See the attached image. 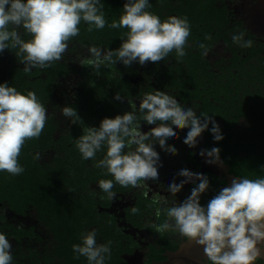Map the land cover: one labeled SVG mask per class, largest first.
<instances>
[{
  "label": "clouds",
  "instance_id": "1",
  "mask_svg": "<svg viewBox=\"0 0 264 264\" xmlns=\"http://www.w3.org/2000/svg\"><path fill=\"white\" fill-rule=\"evenodd\" d=\"M151 7L150 0H126L119 20L109 23L102 0H0V53L18 49L16 55L23 56L20 63L24 64L26 74L34 68H50L63 58L69 43L80 35L83 22L88 25V32L103 30L106 26L128 29L115 50L89 47L90 58L79 64L91 67L95 75L100 74L102 67L117 63L125 67L137 62L141 66L158 63L173 52L182 60L191 35L188 17L169 16L162 20L149 11ZM21 27L31 39H22L18 31ZM205 39L211 40V36ZM232 40L241 48L253 46L252 40L245 39L244 32L234 34ZM198 46L206 56L208 45L200 43ZM114 99L126 100L120 92ZM127 102L131 105L130 111L114 118L105 117L99 127H87L85 134L75 140L84 160H96L97 153L106 148L105 155L94 166L105 169L106 174L113 177L98 182L110 201L116 199L113 191L116 184L123 188L147 189L149 181L159 180L158 169L163 165L155 145L178 155V149L167 143L169 139L179 138L174 129H189L183 143L190 148L197 147L198 138L205 131H211L217 142L224 139L213 116L198 115L194 107L181 104L166 91L145 93L138 108L131 101ZM62 114L82 121L77 109L72 107H63ZM47 121L48 110L35 91L24 94L8 82L0 83V172L11 176L24 173L25 168L19 162L22 150L27 141L39 139ZM146 125L154 127L144 132L141 129ZM199 154L209 158L208 164L223 166L220 148L203 149ZM39 158L37 154L35 159ZM177 175L185 179L179 183L173 181L167 191L177 196L185 184L191 183L194 185L191 194L183 202L163 208L167 219L150 227L161 234L178 232L196 242L203 247L211 264H255L258 259H264V178L233 176L230 185L221 188L203 206L201 196L210 188L209 177L187 168ZM152 202L167 204V199L154 195ZM131 212L136 215L139 208L132 207ZM155 214L159 218L161 209L157 208ZM96 236V230L82 234V243L74 244L73 252L78 254L77 258L85 257L88 264H106L111 258L112 241L98 244ZM12 249L11 241L0 232V264H13Z\"/></svg>",
  "mask_w": 264,
  "mask_h": 264
},
{
  "label": "trees",
  "instance_id": "2",
  "mask_svg": "<svg viewBox=\"0 0 264 264\" xmlns=\"http://www.w3.org/2000/svg\"><path fill=\"white\" fill-rule=\"evenodd\" d=\"M158 1L168 2V0ZM169 1H175L177 4L172 11L177 13L178 17H188L191 23V35L188 42H192L195 51H186L187 54L182 60H178L173 52L164 61L149 62L145 65L147 70L151 69L153 75L163 67L166 68L167 75L164 78L166 89L175 87L183 97L190 94L195 96L202 94L199 90L200 80L202 75L207 73V69L202 66L198 69V66L192 63L197 57H200L201 60L206 58L198 46L200 43L208 45L211 49L213 43L220 38H225V42L229 43L232 49L242 54L249 53L248 55L251 56L256 55L253 53L258 50L255 47L256 44H261V48H263L264 39L259 40L254 36H248L247 39L252 40L255 44L251 48H241L233 43L232 36L223 35L224 25L229 21L228 10L225 6L219 8L214 6L217 0H188L192 1V4L187 0ZM185 1L189 5L184 4ZM102 2L105 4L104 11L108 22L118 21L123 13V5L126 0H102ZM150 3L152 7L149 11L155 12L153 6L155 0H150ZM209 13L216 15L218 20L214 22L210 19ZM239 26L240 24L230 29L237 31L233 35L244 32V30L240 31L241 27ZM87 27V24L81 23L80 35L70 42L72 47L68 48V51L75 52V49L89 48L92 45L104 50H115L120 47L121 37L125 36L128 31L126 28L111 29L106 26L103 30L88 32ZM213 28L217 29L214 34H212ZM18 31L25 41L31 39V36L27 35L22 27ZM206 36H211V40L205 39ZM17 51L18 49H11L0 53V60H10V64H6L4 70L0 71V83L8 82L10 86L24 94L34 89L38 97L44 98L42 102L46 104L45 107H51L48 103L53 95L51 85L57 87L58 78L64 76L65 72L74 75L75 78L84 77L85 80L82 84L80 83L83 88L82 93L75 99L70 97L71 104L69 101L66 102L68 107L77 109L82 121L70 117L67 123H58L53 126L48 118L39 139L27 141L22 150L19 162L25 168L24 173L19 176H11L6 172H0V210H10L15 214L33 218L39 224L47 227L45 237H42L34 231V225L25 226L21 223L9 224L7 222L5 225L11 231L10 236L15 238L19 249L26 250L27 253L36 252L34 254L36 258L31 259L29 264H37L35 262L37 257L39 259L41 257L46 264H88L85 257L77 258L78 254L74 252L67 251L68 253H66V246L69 245V248L73 249L74 244L82 243V234L96 230L98 244L112 241L111 258L106 260V264H129L123 255L131 254L133 249L135 250V244L126 242L123 246L122 241L127 237L124 228L118 224L117 218L113 214L102 211V209L108 210L110 200L100 190L98 182L101 179H113V177L107 175L105 169L97 168L94 165L103 158L106 148L97 153L96 160H84L75 146V140L85 134L87 127H99L105 117L114 118L118 115L115 113L121 109L118 106L122 104L119 100L114 99L117 92H120L121 96L125 92L129 93L131 96L128 100L137 106L135 99L143 97L145 92H154V87L150 86L143 92L137 91L135 88L136 84L131 80L133 77L131 75L139 73L138 62L133 63L131 67H125L122 63L102 67L100 74L95 75L91 67L81 66L79 64L81 60L78 64H74L75 60L67 54H64L63 58L55 62L52 67L43 69V77L27 82L26 75L18 76L22 71L18 69L19 66H16L18 64L15 62L17 63V60L19 62V58L23 59V56H17ZM168 62H170L169 65ZM43 78L45 80L41 81ZM101 82L112 87V93L101 90L99 88ZM206 90L209 92V89L206 88ZM187 98L184 97V100ZM123 111L125 113L127 110ZM37 154L40 155L39 159H35ZM113 190L132 191L135 193V197L140 198L144 203L151 202L145 197H141L146 190L138 191L137 188L132 187L123 188L118 184ZM102 196L105 199H101ZM140 203L137 204V207L141 205ZM139 211H141L140 208ZM47 215L52 218L51 223L45 220ZM30 241H34V243L30 244ZM37 242L43 244H35ZM147 264H151V262L148 261Z\"/></svg>",
  "mask_w": 264,
  "mask_h": 264
},
{
  "label": "flooded vegetation",
  "instance_id": "3",
  "mask_svg": "<svg viewBox=\"0 0 264 264\" xmlns=\"http://www.w3.org/2000/svg\"><path fill=\"white\" fill-rule=\"evenodd\" d=\"M217 3L220 4L219 7L225 5L220 0H217ZM225 8L227 9L226 5ZM255 47L258 49L253 52L256 54L255 56L248 55L249 53H239L231 47L233 54L224 62L219 60L215 64H210L207 55L203 60L197 57L192 61L195 66H198V69L201 66L207 69V73L202 75L203 80H200L201 95H186L184 97L188 98L184 100L177 88L169 87L167 89L171 92L170 95L176 97L181 104L194 107L198 115L203 113L213 116L220 125L224 139L217 142L211 131H205L198 138L197 147L190 148L183 143L189 129L179 132L177 143L175 145L170 143L178 149V155L170 154V156H173L179 163V169L168 179L167 177L161 179L166 182V189L173 181L179 183L185 179L177 175L181 169L187 168L192 172L203 173L210 180L209 190L201 196V204L206 206L221 188L230 185L233 176L248 179L264 178V168H262L264 166V45L263 48H261V44H256ZM163 71H167L165 67H163ZM131 80L133 81V79ZM170 83L172 84V81ZM150 86H146L145 89ZM206 88L209 89V92ZM135 102L139 104L140 100L135 99ZM152 127L154 125H146L141 130L147 132ZM211 127L212 125H209V128ZM213 147L221 149L223 166L208 164L206 161L209 158L200 156L201 150ZM193 186L191 183L185 184L177 196H172L167 190L158 192L156 195L165 197L167 204H153L154 194L152 192H148L147 196L141 195L151 201L148 204L138 197L134 198L132 207H137L136 205L141 201V205L138 207L141 211L138 213L136 223L142 221L146 234L142 237L143 242H139L143 244L140 246L141 251L145 252L144 254L152 253L154 255V259L150 257L147 259H153L151 264H164L167 261L168 253L177 251L182 244L189 241L178 232L157 233L155 228L149 225L164 222L167 217L163 208L183 202L191 194ZM157 208L161 209L159 218L155 214ZM128 244L135 243L129 241ZM195 264H211V262L206 256H203L202 260ZM255 264H264V259H258Z\"/></svg>",
  "mask_w": 264,
  "mask_h": 264
},
{
  "label": "rangeland",
  "instance_id": "4",
  "mask_svg": "<svg viewBox=\"0 0 264 264\" xmlns=\"http://www.w3.org/2000/svg\"><path fill=\"white\" fill-rule=\"evenodd\" d=\"M188 1V0H187ZM185 1L184 4L189 5V3L192 4V1ZM220 2L227 7V14L229 17L228 24L224 25V34L233 36L234 32L237 31H231L230 29L235 28L240 24L239 27H241V30H244L245 32V38L247 39L248 36H254L257 39H262L264 38V0H220ZM195 4H198V2H195ZM203 4V2H202ZM177 4L175 1H169L164 2V1H158L155 0V4L153 5L155 7V12L160 16L162 20L166 19L169 16H177V13H174L172 10H174ZM204 5V4H203ZM224 5V6H225ZM216 7L219 8L220 4L215 3ZM209 18L212 19L214 22L218 20L216 18V15L209 13ZM241 22V23H240ZM217 25V24H216ZM218 27V26H217ZM215 28V27H214ZM213 28V33L214 34L217 29ZM224 38H220L217 42L212 44V48L209 49L207 57L208 61L210 64H215L221 61H225L226 59H229L233 52L231 51V46L229 43L224 41ZM189 46L186 48V51H193L195 48H193L192 42H188ZM72 47V44L69 43V49ZM89 48H84V49H75V52H70L67 51L65 54L70 55L74 60V64H78L79 60H83L86 58H90V53H89ZM262 52V51H261ZM241 53V52H239ZM22 58H19V62L17 60L18 64L16 66H19L18 69L22 71V73H19L18 76H21L22 74L26 75L28 77V81H31V79L37 80L41 77L44 76L42 73V69H36L34 68L31 73L26 74L23 71L24 64L20 63ZM69 63V62H68ZM170 62H168L169 65ZM6 64H10V60L8 59H2L0 60V71L4 70ZM149 69V68H148ZM150 70V71H149ZM147 70L146 66H139L137 75H131L133 76L132 79L134 83L136 84L135 88L143 92L145 91L146 86H153L154 89L156 90H161V91H166L169 94L171 93L168 91L164 85L166 82L164 81V78L167 74V72L163 71H157V74H152L151 69ZM9 73V72H8ZM34 74V75H33ZM45 78H43L41 81H44ZM85 78L84 77H74V75H71L67 72H65L64 76L59 77L57 80V87H54L51 85L53 89V95L49 99V105L51 107H46L48 110V118L51 121L52 125H58L61 123H67L70 117H65L62 112H63V107L67 106V101H69V104H71L70 97L76 98L79 96V94L82 93L83 88L80 86V83L82 84L84 82ZM101 86V87H100ZM166 86V85H165ZM99 88L101 90H105L106 93H112L113 89L110 87L107 83L101 82L99 84ZM34 91V89H32ZM130 94L125 92L123 97L126 98L123 102L120 101V104L118 107H121L120 110H118L115 114H120L123 115L124 111L131 110V105L128 104L127 100L130 98ZM173 96V95H172ZM41 102L43 97H38ZM142 97L137 98V100H140ZM43 103V102H42ZM44 104V103H43ZM46 105V104H44ZM139 104H137L138 108ZM117 107V108H118ZM116 108V109H117ZM125 111V112H127ZM113 118V117H112ZM56 127V126H55ZM177 133L181 132L182 130L176 129ZM167 143L170 145L172 143L175 145L177 143L176 138L169 139ZM47 147V146H46ZM155 148L158 152L164 151L160 148L159 144L155 145ZM49 153V151H48ZM160 158H161V163L162 167H160L159 170V179L166 177L168 173H170V166L171 163L168 165L165 163L166 161V154L161 156L163 153H159ZM48 156V155H47ZM46 158V157H45ZM149 187L147 189L145 188H137V190H146L147 192H152V194L156 195L158 192L162 191L165 192L166 186L160 185L159 182H148ZM116 193V199L114 201H110V207L108 210L105 211V209H102L104 212H108L110 214H113L117 219L116 221L120 226H122L125 230V234H127L126 239L122 241L123 246L126 244V242L129 243L133 242L135 243V250L133 249V252L131 254H125L123 257L129 264H147L148 261H152L154 259V255L151 254H144L145 252L141 251V247L143 244H140L139 242H143L145 234V227H143L142 221H139L136 223L137 215H133L131 212L132 205L134 204L135 201V193L132 191H117L113 190ZM137 206V205H136ZM45 220L48 223H51L52 218L47 215ZM9 224H19L21 223L22 225H27V226H32L34 225V231L37 233V235H40L42 237H45V229L47 228L43 224H39L37 220H34L33 218L23 216V215H18L15 214L13 211L10 210H0V232H3L6 234L7 238L11 241L13 245V264H29L31 262V259L33 260L35 257V253H32L31 251L27 253L26 250H21L19 247H17V241H15L14 237L10 236V230L6 227V223ZM34 243V241H30V244ZM35 244H43L42 242L40 243H35ZM43 246V245H42ZM33 248V246H31ZM70 246H66V253L71 252L73 253V249L69 248ZM131 248V247H129ZM146 250V249H145ZM36 251V250H35ZM68 251V252H67ZM123 251V250H122ZM33 254V256H32ZM148 255V256H147ZM153 258L150 260H147L148 258ZM37 264H46L42 260V258L37 257V260L35 261Z\"/></svg>",
  "mask_w": 264,
  "mask_h": 264
},
{
  "label": "water",
  "instance_id": "5",
  "mask_svg": "<svg viewBox=\"0 0 264 264\" xmlns=\"http://www.w3.org/2000/svg\"><path fill=\"white\" fill-rule=\"evenodd\" d=\"M203 256H206L203 247L189 240L182 244L177 251L168 253L167 261L164 264H195L201 261Z\"/></svg>",
  "mask_w": 264,
  "mask_h": 264
},
{
  "label": "crops",
  "instance_id": "6",
  "mask_svg": "<svg viewBox=\"0 0 264 264\" xmlns=\"http://www.w3.org/2000/svg\"><path fill=\"white\" fill-rule=\"evenodd\" d=\"M159 153H163V154H161V156H163L164 153H165L167 155L165 163H167L168 165L171 163V165H172V166H170V173H168L166 175V177L168 179L170 175H172L173 173L177 172V170L179 169V163L174 159L173 156H170L169 153H167L165 151L164 152L160 151ZM161 179L162 178H160L157 182H159L160 185L166 186L167 185L166 182L162 181Z\"/></svg>",
  "mask_w": 264,
  "mask_h": 264
}]
</instances>
